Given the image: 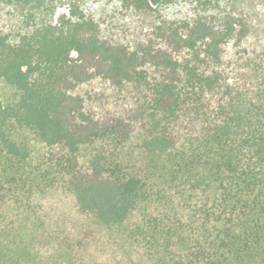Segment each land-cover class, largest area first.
Masks as SVG:
<instances>
[{
	"label": "trees",
	"instance_id": "1",
	"mask_svg": "<svg viewBox=\"0 0 264 264\" xmlns=\"http://www.w3.org/2000/svg\"><path fill=\"white\" fill-rule=\"evenodd\" d=\"M173 1L122 0L151 20L130 44L77 4L0 26V264H264V35Z\"/></svg>",
	"mask_w": 264,
	"mask_h": 264
},
{
	"label": "rangeland",
	"instance_id": "2",
	"mask_svg": "<svg viewBox=\"0 0 264 264\" xmlns=\"http://www.w3.org/2000/svg\"><path fill=\"white\" fill-rule=\"evenodd\" d=\"M241 8L250 12L253 23L257 25V32L252 37L264 35V0H237ZM77 4L84 8L86 12L93 15L100 23L101 32L125 43L133 42L139 35L143 34L151 20L146 16L128 10L122 0H43L41 5H31L26 9H16L0 6V26L9 28L25 27L27 21L30 24L40 19L52 16V10L57 13L65 11L69 5ZM202 7L191 0H175L171 3L162 4L156 13L158 17L165 19H180L191 17V15ZM259 24V25H258ZM253 38V40H255ZM102 84L85 86L84 90L95 89L99 91ZM29 140L33 147L38 149L41 145L33 135H29ZM130 231L126 227H114L107 231L109 240V254H123L134 256V248L131 244ZM133 250V253L131 252ZM103 264V263H101ZM106 264V263H105ZM108 264H119L117 260L111 258Z\"/></svg>",
	"mask_w": 264,
	"mask_h": 264
}]
</instances>
